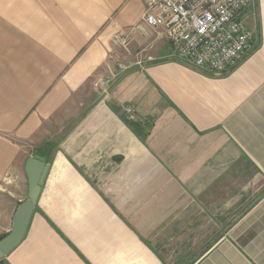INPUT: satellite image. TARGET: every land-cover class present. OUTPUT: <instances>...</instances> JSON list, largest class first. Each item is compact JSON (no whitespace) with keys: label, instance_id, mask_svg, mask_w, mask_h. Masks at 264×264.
I'll return each instance as SVG.
<instances>
[{"label":"crops","instance_id":"0c3cea01","mask_svg":"<svg viewBox=\"0 0 264 264\" xmlns=\"http://www.w3.org/2000/svg\"><path fill=\"white\" fill-rule=\"evenodd\" d=\"M143 11L0 0V237L26 159L49 165L0 264H264V0L241 13L254 48L225 73L175 56Z\"/></svg>","mask_w":264,"mask_h":264},{"label":"built area","instance_id":"2783aa9c","mask_svg":"<svg viewBox=\"0 0 264 264\" xmlns=\"http://www.w3.org/2000/svg\"><path fill=\"white\" fill-rule=\"evenodd\" d=\"M142 22L163 28L173 54L210 73H225L245 57L255 44V33L241 18L253 0H143ZM114 42L125 45L129 35L119 33ZM119 71L127 68L118 64ZM107 78L93 85L105 91ZM129 119L132 107H125Z\"/></svg>","mask_w":264,"mask_h":264},{"label":"water","instance_id":"95a60500","mask_svg":"<svg viewBox=\"0 0 264 264\" xmlns=\"http://www.w3.org/2000/svg\"><path fill=\"white\" fill-rule=\"evenodd\" d=\"M48 169L44 156L34 154L26 159L24 170L28 182L27 199L17 207L11 229L0 237V260L22 241Z\"/></svg>","mask_w":264,"mask_h":264},{"label":"rangeland","instance_id":"374dc122","mask_svg":"<svg viewBox=\"0 0 264 264\" xmlns=\"http://www.w3.org/2000/svg\"><path fill=\"white\" fill-rule=\"evenodd\" d=\"M55 123H54V126H53V128H55V131L57 130V129H59V127H60V120L59 119H55ZM52 131H53V129H52ZM60 135H55V138L56 139H58L57 137H59ZM25 199H27V197H23L22 198V200H25Z\"/></svg>","mask_w":264,"mask_h":264},{"label":"trees","instance_id":"16d2710c","mask_svg":"<svg viewBox=\"0 0 264 264\" xmlns=\"http://www.w3.org/2000/svg\"><path fill=\"white\" fill-rule=\"evenodd\" d=\"M56 145H57V143L55 144V146H56ZM55 146H54V147H55ZM0 262H1V261H0Z\"/></svg>","mask_w":264,"mask_h":264}]
</instances>
